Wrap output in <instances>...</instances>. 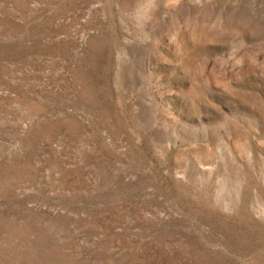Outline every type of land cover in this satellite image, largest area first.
Masks as SVG:
<instances>
[{
    "label": "rangeland",
    "instance_id": "rangeland-1",
    "mask_svg": "<svg viewBox=\"0 0 264 264\" xmlns=\"http://www.w3.org/2000/svg\"><path fill=\"white\" fill-rule=\"evenodd\" d=\"M0 264H264V0H0Z\"/></svg>",
    "mask_w": 264,
    "mask_h": 264
},
{
    "label": "bare ground",
    "instance_id": "bare-ground-1",
    "mask_svg": "<svg viewBox=\"0 0 264 264\" xmlns=\"http://www.w3.org/2000/svg\"><path fill=\"white\" fill-rule=\"evenodd\" d=\"M170 13V12H169ZM234 19V18H233Z\"/></svg>",
    "mask_w": 264,
    "mask_h": 264
}]
</instances>
